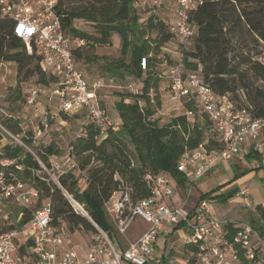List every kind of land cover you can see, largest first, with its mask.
Here are the masks:
<instances>
[{
    "label": "trees",
    "instance_id": "obj_1",
    "mask_svg": "<svg viewBox=\"0 0 264 264\" xmlns=\"http://www.w3.org/2000/svg\"><path fill=\"white\" fill-rule=\"evenodd\" d=\"M133 1L58 0L57 4L65 36L72 43L77 38L83 40L80 46H71L76 68L81 70L80 63L94 57L88 54V49L110 44L111 35L117 34L121 41L120 57L109 69L120 77L127 74L142 83L140 94H120V99L114 103L113 108L121 121L119 130L107 128L101 135L98 125L86 123L70 144V156L76 160L78 170L61 174L59 183L84 213L74 209L59 187L49 186L38 177L36 171L40 166L29 152L18 145L3 147L5 156L22 158L23 169L17 171V177L40 191L37 207L51 203V224L57 233L61 232L63 221L72 231L83 230L90 235L96 232L95 224L116 240L105 205L119 182L127 181L132 185L135 199L150 194L151 186L145 178L147 173L167 175L176 186L188 185L184 174L177 170L181 155L199 145L208 150L220 147L219 136L208 116L198 108L195 97L186 102L182 114L172 116L166 123L159 125L152 119L161 105L156 54L174 36L169 32L173 18L160 17L156 12L146 14L140 22L139 15L133 10ZM164 1L161 0L159 5H165ZM71 3L77 6L68 7ZM175 3L176 0L165 8H173ZM190 21L194 26V42L192 50L183 53L182 78L187 73H195L220 99L225 98L234 108H245L253 116L264 118V0H194ZM78 22L88 23L90 30L78 27ZM237 24L246 26L253 37V46L260 49L258 53L234 52L229 33ZM39 60L36 51L32 54L24 51L22 41L12 35L9 22L0 20V62H13L18 78L21 75L23 79L37 76L42 85L54 83L56 79L41 69ZM129 97L135 99L126 101ZM187 111L192 115H187ZM0 120L12 133L21 132L19 120L13 116H4ZM27 133L31 134L30 131ZM123 138L131 143L134 158L127 151ZM24 139L30 142V139ZM45 151L39 156L49 165L48 156L53 153V148L46 147ZM253 151L258 154L257 150ZM257 154L248 153L245 157L259 159ZM260 163L254 169L261 171L264 178V165ZM254 169L244 168L240 173ZM80 171L85 175L82 182L76 173ZM220 189L221 185L199 197L225 200L232 196H226ZM255 208L260 209V204ZM258 215L257 220H250V224L264 241V216L261 212ZM236 229L237 222L228 221L221 228L222 237L231 241ZM183 248L186 253L197 250L192 246ZM256 259L255 248L252 259H246L238 251L237 264H255Z\"/></svg>",
    "mask_w": 264,
    "mask_h": 264
},
{
    "label": "built area",
    "instance_id": "obj_2",
    "mask_svg": "<svg viewBox=\"0 0 264 264\" xmlns=\"http://www.w3.org/2000/svg\"><path fill=\"white\" fill-rule=\"evenodd\" d=\"M160 2L139 0L142 9L156 8ZM57 4L58 0H0V20L9 22L12 35L22 41L24 51L27 54L36 51L41 69L56 79L50 85L35 87L27 102L34 104L39 92L48 93V102L57 98L59 112H84L86 123L98 125L102 135L107 128H114V122L97 98L101 81L87 80L83 72L75 67L71 46H80L83 40L77 38L72 43L65 36ZM193 8L194 0H176L172 8L169 32L183 41L194 36V26L190 21ZM182 72L181 62L170 68V90L175 97L196 98L220 142L218 149L208 150L199 145L179 158L177 170L192 186L238 156L244 146H252L258 151L264 145V118L253 116L245 108H234L225 98L216 96L195 73H187L182 78ZM187 115H192V112L187 111ZM13 118L19 120L18 117ZM18 125L21 132L14 134L0 120V264L158 263L159 260L153 258V250L160 236L170 233L165 231L167 226H171V231L178 226L184 227L182 247L197 248L187 253L192 264H237L238 251L246 259L253 258L252 241L258 238V234L251 224L237 222L232 240L224 239L221 228L230 219L212 214L209 207L211 200L200 197L193 200L190 194L181 198L175 183L171 184L161 174L150 173L145 175L151 186L147 197L133 198L132 185L121 181L108 200L113 199L111 209L108 202L105 205L113 229L120 236L125 235L137 219L146 223V229L136 239L118 249L116 240L94 224L96 232L90 235L81 250L75 245L66 246L64 223L61 224V232H55L51 224V203L37 207L40 191L17 177V171L23 169L22 158L5 156L3 147L18 145L29 152L40 166L36 171L38 177L49 186L59 187L73 203L71 196L61 187L59 176L77 171L78 164L68 156L65 162L48 159L49 165H46L29 146L37 145L38 136L28 138L25 121H18ZM43 126L47 127L46 118ZM24 138L30 139V142ZM247 194L248 188L238 192L241 197ZM9 204L16 205L18 212H6ZM260 207L264 209V201Z\"/></svg>",
    "mask_w": 264,
    "mask_h": 264
},
{
    "label": "rangeland",
    "instance_id": "obj_3",
    "mask_svg": "<svg viewBox=\"0 0 264 264\" xmlns=\"http://www.w3.org/2000/svg\"><path fill=\"white\" fill-rule=\"evenodd\" d=\"M164 3L165 5H159L156 8L142 9L139 0H134L133 10L139 15L140 22L145 19L148 13L158 12V16L160 17H172V7H165L168 6V4L169 6L173 4L174 0H166ZM75 6H77L76 3L68 5V7ZM76 24L78 27L90 30V25L88 23L78 22ZM226 30H228V26H226ZM152 36H154V34ZM229 36L235 49L234 52L236 53L245 50L249 55H254L260 51L259 47L253 46V37L248 33L244 24L234 25ZM193 42L194 39L183 41L173 36L161 47L160 52L156 54V57L159 58L155 70L159 74L158 92L160 94L161 105L156 110L152 119H156L159 125L166 123L172 116L182 114L186 108V102H191V100H193V97L189 99L175 97L169 87L170 68L175 67L179 62L182 63L183 53L192 50ZM120 50V37L117 34H113L111 35L110 44L88 49V54L94 57L89 61H82L80 63L81 71L87 80L101 81L102 86L97 92V98L100 105L108 111L110 118L114 122V131L119 130L121 125L118 113L113 108L115 101L120 99V94H140L142 90V83L138 79L127 74L120 77L109 69L113 68L114 63L120 57ZM240 68H243V66ZM257 83L261 84L260 82ZM39 85L41 87L44 86L38 82L37 76L23 79L21 75L18 78L16 75V65L13 62H0V118L12 115L18 117L19 121H25V130L31 132L28 138L34 135L38 136L36 139L37 145L33 147L31 144L29 145L34 154L39 157L40 154L46 152V147L51 146L53 148V153L48 156V159L65 162L68 156H70L71 142L76 135L82 132V128L87 122L85 114L82 111L70 113L59 112L57 110V98L48 102V93L44 92H39L35 97L34 104H29L27 99L31 91ZM134 99V97H129L125 100L133 101ZM139 101L142 105V101L140 99ZM198 108L200 107L198 106ZM45 118L47 120V127L43 126V120ZM262 139L264 141V137H262ZM123 142L130 156L134 158L131 143L125 138H123ZM249 153L257 154L251 148ZM257 156L264 165V145L258 150ZM259 159H254L253 157L247 159L245 156L243 157L241 152L228 162L227 167H223L222 165L219 166L204 176L196 184L192 186H177V194L181 198L186 194H190L191 198L195 200L199 198L201 194L214 190L221 185L220 191L226 196H229L228 193H230L232 196L235 195V197L231 196L232 198L229 197L230 199L228 198L225 200L211 199L209 204L210 212L217 217H226L235 222L250 224L251 219L257 220L260 212L262 216H264L263 208H255L257 204H260L264 200V178L261 171H255L254 169L260 163ZM244 168H253L254 170L244 174L240 173ZM76 173L78 177H80V182H82L85 178L84 173L81 171ZM163 176L167 178L171 184H174L169 176ZM244 188H248L250 193L240 198V200L238 197L241 196L238 195V192H241ZM112 201L113 199L108 202L109 209L112 207ZM71 203L77 212H83L81 206L73 202ZM5 211L8 213H16L18 212V207L14 204H9L6 206ZM109 220L111 222L110 217ZM261 221L263 220L261 219ZM62 223H64L62 226L66 236L73 244L83 245L90 238L88 232L83 230L72 231L69 229L66 221L61 222V224ZM145 225L146 223H144V221L137 219L125 235L120 236L116 234L115 231L114 233L117 240L120 243H124L125 240H132L134 235L132 231L137 230L138 232L142 230ZM170 228L171 226L165 228V231L170 233L168 235H161L157 241V246L161 251H165L164 264H184L186 262L184 254L186 252L182 247L184 242V227L178 226L172 231ZM252 243L257 256L255 264H264L263 239L258 236ZM161 254L162 252L154 251L153 257H155L154 255L159 256ZM190 263L192 264V261Z\"/></svg>",
    "mask_w": 264,
    "mask_h": 264
},
{
    "label": "crops",
    "instance_id": "obj_4",
    "mask_svg": "<svg viewBox=\"0 0 264 264\" xmlns=\"http://www.w3.org/2000/svg\"><path fill=\"white\" fill-rule=\"evenodd\" d=\"M250 148L252 149V150H256L254 147H252V146H244V148H242V150H241V152H242V155H243V157L244 156H246L249 152H250ZM227 164H228V162H225V164L224 165H222L223 167H227ZM199 182V181H198ZM250 193V192H249ZM229 195H231L230 193H228ZM237 194V193H236ZM232 197H235V195L234 196H232ZM232 197H230V198H232ZM229 198V199H230ZM240 198H242V197H238V199H240ZM175 199V198H174ZM241 200V199H240ZM264 201V200H263ZM262 201V202H263ZM229 219V218H228ZM130 229V228H129ZM146 229V225L145 226H143V229L142 230H139L138 232H137V230H134V231H132V232H134V235H133V237H132V240H134V239H136L144 230ZM128 232V231H127ZM163 235V234H162ZM132 240H125V242L124 243H120L117 239H116V244H117V247H118V249H123L124 247H126V245L128 244V242H130V241H132ZM75 245L79 250H81V248H82V246L83 245H77V244H73L72 242H71V240L68 238V237H66V239H65V245L67 246V245ZM165 249V248H164ZM154 251H158V252H162V254L161 255H154L155 257H153V258H157L159 261H158V263L157 262H154L153 264H164V262H165V260H164V256H165V251L163 252V251H161V249L157 246V242H156V244H155V246H154V250H153V253H154ZM185 254V259H186V262L184 263V264H191L190 262V260H189V258H188V256H187V253H184Z\"/></svg>",
    "mask_w": 264,
    "mask_h": 264
}]
</instances>
